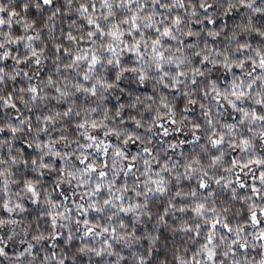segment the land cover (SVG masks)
<instances>
[{
  "label": "snow or ice",
  "instance_id": "6c2138e0",
  "mask_svg": "<svg viewBox=\"0 0 264 264\" xmlns=\"http://www.w3.org/2000/svg\"><path fill=\"white\" fill-rule=\"evenodd\" d=\"M237 18L245 31L260 25L251 39L239 35L242 57L228 51L234 34L220 31ZM153 128L166 155L137 131ZM14 185L30 200L14 199ZM262 189V0H242L239 12L210 0L0 3V224L30 208L32 238L48 232L75 247L78 264L84 255L88 264H168L170 239L172 264H264ZM73 217L79 245L71 228L51 234ZM252 250L260 258L250 262ZM9 251L0 245V257ZM33 253L40 258L30 242L17 249L15 264ZM69 254L45 240L40 264H71Z\"/></svg>",
  "mask_w": 264,
  "mask_h": 264
},
{
  "label": "clouds",
  "instance_id": "9594fccd",
  "mask_svg": "<svg viewBox=\"0 0 264 264\" xmlns=\"http://www.w3.org/2000/svg\"><path fill=\"white\" fill-rule=\"evenodd\" d=\"M36 2H37V0H32V3L35 4ZM193 2L194 3L198 2V0H193ZM210 2L215 4L217 6V8L219 10H221V12L223 11V9L228 4H230L232 6V10H234L235 12H239L242 0H210ZM250 2L254 3L255 0H250ZM262 2H264V0H262ZM0 3H3L5 7H8V6L16 3V0H0ZM248 15H249V13L245 12L242 14V17L246 19L248 17ZM219 19L221 20V22H223L225 20V17L221 14V15H219ZM259 26H260L259 24H253V25H249V27L246 31L242 30L240 28V19L239 18L229 22L227 25H224L223 23L221 24L220 31L222 34H224V33L234 34V35H231V41H230V45L228 48L229 53L233 57H242L244 55L242 52H240V50L236 46L239 35H243L245 37V39H251L252 36L257 35L255 29ZM200 27L203 28V25H200ZM206 34H207V30L205 29L204 30V36H206ZM45 55H47V53ZM47 63H54V61L49 60ZM42 67H43V65H42ZM209 70L210 69H206V71H209ZM245 71H246V69H245ZM131 87L134 88L135 84H132ZM156 91H159L158 87L156 88ZM128 99H131V98L128 97ZM25 100H26V98H23V99H21L20 102L22 104H25ZM207 103H209L211 105V101H207ZM25 106L31 107L30 104H25ZM153 107H156V106L154 105ZM224 115L226 116L227 113H224ZM182 123L185 124V130H188L187 129V122H182ZM146 127H147V125H146ZM137 131L144 133V135L141 136L142 140H146L149 135L152 136L154 138L153 139V147L159 148L160 154L162 156L166 155L168 153L167 143H165L163 145H160L158 143V141L161 138L156 135V130L154 128L151 130L150 133H146L145 129H138ZM171 131L172 130L170 129V132ZM133 150H135V149H133ZM226 152H227V156H226V159H227L228 157H230L231 152L228 151L227 149H226ZM246 156H247V154H242L240 158L243 159ZM137 166H138V168L142 167V165H140L139 162H138ZM238 171H240V170L239 169H233L232 173H225V175H226V177L228 175H234ZM252 171H253V169L249 168V169L245 170V173H242L243 179L245 181L250 179V174ZM213 187H215V186L213 185ZM10 191H15L16 193H18V195L14 199H20L22 202L30 200L29 194L26 193V191L22 187H18V186L14 185L10 189ZM69 194H71V189L69 190ZM225 195L230 196V193H226ZM262 196H264V189H262ZM3 198L4 197L2 196V194H0V200H3ZM258 203H259V201H258ZM231 204L234 205V207H232V211L229 214L230 215L237 214V215H235V218L238 219L239 215L244 214V210H245L244 206L246 205V202L238 200V201H231ZM109 211H111V210H109ZM30 212H31L30 208L28 209L27 212H20L19 210H16L15 218L19 220V223H8L7 221H5L3 224H0V245H4V244L10 245L9 253L6 256L0 257V264H15L17 249L22 250L24 247H26V244L29 242L34 244L35 248L39 250L40 258H35V253L25 254V256L21 259L20 264H40V260L42 259L43 255H44V241L45 240H47L48 245H50L54 250H57L58 256H60V254L64 251V248H68L69 253H70L68 256L69 261L71 262V264H78V262H76L74 260V256L79 255L77 253L75 247H70V245H68L67 243H63V244L58 245L55 241L48 239V236H49L48 232L44 233V236L42 239H35L34 240L32 238L35 220L33 219V217L31 215H29ZM105 215H107V213H105ZM200 223L203 225V221H200ZM61 225H63L64 227L61 228ZM42 227H43V225H42ZM150 227H151V225H150ZM69 228H71V230L73 232V237H74L75 243L77 245H79V243H80L79 233L82 230V228L80 225H76L74 223V217H73L72 221L60 220L57 227L51 229V234H55L57 231H67ZM157 228L159 230V226H157ZM252 231H253V229L250 227L249 232H252ZM6 232H8V236L5 235ZM168 235L171 238L173 236V233L171 231H169ZM248 239H249V244L251 247V244H252L251 235H249ZM180 240H184L185 246L188 248H194L196 246L194 238L189 240V239H187L181 235V236L177 237V242H179ZM95 243L97 246H99V243H100L99 238L96 239ZM160 246L165 247L163 241L160 242ZM172 247L173 246H172L171 239H170L168 245L166 246L168 264H172V259H173ZM257 247H259V245H257ZM180 251H181V253H183L184 247H181ZM260 251H261L262 255H264V248H261ZM253 257H256V251L255 250H252V252L249 255V261L250 262L252 261ZM256 258L259 259L260 257H256ZM83 259H84V264H88L87 255H84ZM95 259L96 258H93V260H95ZM105 259H111V258L105 257ZM161 259L163 260L164 257L161 256ZM45 264H47V262H45ZM189 264H191L190 261H189ZM241 264H244L242 257H241Z\"/></svg>",
  "mask_w": 264,
  "mask_h": 264
}]
</instances>
